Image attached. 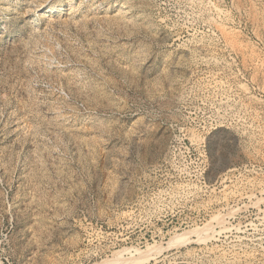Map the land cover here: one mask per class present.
Returning a JSON list of instances; mask_svg holds the SVG:
<instances>
[{"label":"rangeland","instance_id":"1","mask_svg":"<svg viewBox=\"0 0 264 264\" xmlns=\"http://www.w3.org/2000/svg\"><path fill=\"white\" fill-rule=\"evenodd\" d=\"M0 264H264V0H0Z\"/></svg>","mask_w":264,"mask_h":264},{"label":"bare ground","instance_id":"2","mask_svg":"<svg viewBox=\"0 0 264 264\" xmlns=\"http://www.w3.org/2000/svg\"><path fill=\"white\" fill-rule=\"evenodd\" d=\"M204 241V240H203ZM221 258V257H220ZM227 262V261H226ZM228 263V262H227Z\"/></svg>","mask_w":264,"mask_h":264}]
</instances>
